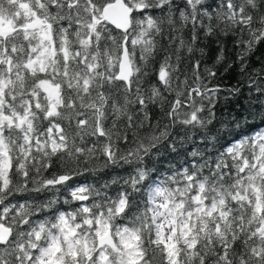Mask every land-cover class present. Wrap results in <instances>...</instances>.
Listing matches in <instances>:
<instances>
[{
  "label": "snow or ice",
  "instance_id": "obj_1",
  "mask_svg": "<svg viewBox=\"0 0 264 264\" xmlns=\"http://www.w3.org/2000/svg\"><path fill=\"white\" fill-rule=\"evenodd\" d=\"M260 46L264 0H0V264H264Z\"/></svg>",
  "mask_w": 264,
  "mask_h": 264
},
{
  "label": "trees",
  "instance_id": "obj_2",
  "mask_svg": "<svg viewBox=\"0 0 264 264\" xmlns=\"http://www.w3.org/2000/svg\"><path fill=\"white\" fill-rule=\"evenodd\" d=\"M206 45V50L209 53L208 56L205 57V64L211 67L216 50L217 45L210 41L203 42ZM227 56L230 62L234 63V67L228 72H224L223 68L219 69V74L216 79L212 81L213 84L219 83L222 87L233 86L237 84V81L243 82L245 78L241 75L239 71L238 64L235 63V52L233 51V46L230 42L227 43ZM264 66V46H260L255 53L249 58V68L255 69L257 72ZM244 89L243 96L239 98V102L236 100H225L224 96H221L220 101L217 105L218 116L223 115L225 119L228 118L229 113L231 115H235L240 111L241 105L245 107L249 104V98L256 95L255 93H249L247 91L246 83H242L241 85ZM226 95V94H225ZM254 106H258L259 102L253 100ZM255 111V107L253 108ZM252 124V132L255 131H264V123H261L259 118H256L250 121ZM217 129L213 128L211 134H216ZM179 139L176 140V151L172 152L171 149H168L166 155L164 157L165 160L169 161V163H165L163 167L167 168L169 166L176 167L178 165H183L185 160H190L191 157L188 155L193 150H203L204 144L207 143L204 138V133L201 131H192L185 133L184 130H179ZM231 139V137H229ZM96 178L92 175H85L81 177H77L75 182L78 183H92Z\"/></svg>",
  "mask_w": 264,
  "mask_h": 264
}]
</instances>
